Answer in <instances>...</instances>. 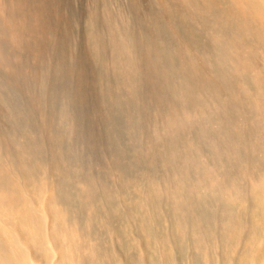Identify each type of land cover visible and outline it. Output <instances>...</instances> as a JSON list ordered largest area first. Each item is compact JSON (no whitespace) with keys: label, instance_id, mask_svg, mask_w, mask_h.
Returning a JSON list of instances; mask_svg holds the SVG:
<instances>
[{"label":"rangeland","instance_id":"rangeland-1","mask_svg":"<svg viewBox=\"0 0 264 264\" xmlns=\"http://www.w3.org/2000/svg\"><path fill=\"white\" fill-rule=\"evenodd\" d=\"M0 264H264V0H0Z\"/></svg>","mask_w":264,"mask_h":264},{"label":"bare ground","instance_id":"bare-ground-1","mask_svg":"<svg viewBox=\"0 0 264 264\" xmlns=\"http://www.w3.org/2000/svg\"><path fill=\"white\" fill-rule=\"evenodd\" d=\"M27 259V258H26ZM263 259V258H262Z\"/></svg>","mask_w":264,"mask_h":264}]
</instances>
